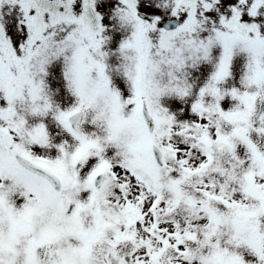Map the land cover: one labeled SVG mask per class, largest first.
Masks as SVG:
<instances>
[{
    "label": "snow or ice",
    "instance_id": "snow-or-ice-1",
    "mask_svg": "<svg viewBox=\"0 0 264 264\" xmlns=\"http://www.w3.org/2000/svg\"><path fill=\"white\" fill-rule=\"evenodd\" d=\"M0 264H264V0H0Z\"/></svg>",
    "mask_w": 264,
    "mask_h": 264
}]
</instances>
